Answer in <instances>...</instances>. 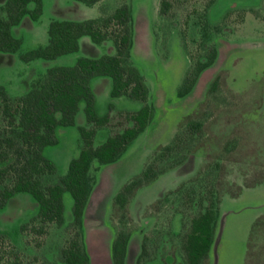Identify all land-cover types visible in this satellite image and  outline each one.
<instances>
[{"label": "rangeland", "instance_id": "rangeland-1", "mask_svg": "<svg viewBox=\"0 0 264 264\" xmlns=\"http://www.w3.org/2000/svg\"><path fill=\"white\" fill-rule=\"evenodd\" d=\"M126 2L139 40L147 33L154 39L153 51L135 52L134 61L155 111L145 131L118 161L93 163L82 230L91 264H112L111 245L119 229L129 232L126 264H186L184 234L191 219L213 198L218 199L219 218L206 264H264V0H167L162 15L160 0ZM121 3L102 0L100 7L114 11ZM80 4L81 15L100 8ZM44 8L42 25L49 19L50 3ZM42 25L37 32L23 30V26L15 29V35H21L18 56L40 43ZM210 46L217 50L215 60L198 75L191 91L179 96L186 71L197 60L206 59ZM23 64L0 66V84L12 96L21 94L20 81L30 77ZM111 98L100 103L96 99L98 114L114 113L103 127L107 133L128 125L120 112L130 111L114 107ZM128 102L131 110L142 106L137 100L129 98ZM189 116L202 124L201 134L194 138L197 149L183 163L137 189L125 208L114 205L122 185L143 170L160 146L172 141ZM4 123L0 117V128ZM74 145L73 137H61L57 146L45 147L49 149L43 153L55 163L57 172L44 176V184L66 173L69 159L76 155ZM171 161L160 156L157 163L163 167ZM235 184L241 191L232 196L238 191ZM64 204L68 221L62 227L51 224L44 235L20 232V224L37 212L29 194H17L0 209V231L16 246L21 264H64L59 249L74 236L68 192ZM143 243L146 249L138 263ZM0 256V264L16 260L6 241H0Z\"/></svg>", "mask_w": 264, "mask_h": 264}, {"label": "trees", "instance_id": "trees-1", "mask_svg": "<svg viewBox=\"0 0 264 264\" xmlns=\"http://www.w3.org/2000/svg\"><path fill=\"white\" fill-rule=\"evenodd\" d=\"M93 5L101 0H76ZM32 5V7H31ZM43 0H5L0 5V52L17 53L21 39L13 28L25 16L37 21L42 14ZM168 6L160 0L159 14ZM48 43L19 54L24 62L35 59H54L76 52L79 38L89 36L96 44L111 40L115 54L98 58L79 57L73 65L48 68L30 84L27 92L19 96L9 94L0 84V117L5 122L0 128V209L7 206L17 193H27L37 203V212L20 224L22 234L44 235L49 226L65 224L64 193L72 197V221L74 236L68 238L59 249V260L64 264H91L90 256L82 243L83 218L92 191L91 169L93 163H115L133 141L145 131L154 115V106L148 102V87L139 69L131 62L133 46V12L126 0L109 15L84 20H60L52 18L47 27ZM217 55L214 46L206 52L205 60H197L185 73L179 96H185L193 88L198 75L210 66ZM108 76L112 81L111 97L126 96L142 102L135 111L120 112L125 115V125L109 132L99 145L94 144L98 128L108 125L112 116L97 112L96 96L91 80ZM88 126H77L81 140L78 154L68 163L65 174L52 183L44 184L43 177L57 172L55 163L43 153L45 147L58 143L57 127L75 126L80 103ZM112 105H110V108ZM2 127V126H0ZM7 127V129L5 128ZM4 129V130H3ZM172 141L162 145L143 170L122 185L113 198V204L125 208L132 195L141 186L153 181L160 173L183 163L199 146L194 138L202 132V124L189 116L180 125ZM172 159L166 166H159L158 157ZM236 185V184H235ZM238 191L241 186L236 185ZM219 218L218 199L195 215L184 234L182 250L186 264H206L214 242ZM0 241L9 243L14 264H21L16 246L0 231ZM129 232L119 229L111 245L112 264H126ZM146 246L143 243L140 263ZM0 256V260H1ZM43 264H49L48 261Z\"/></svg>", "mask_w": 264, "mask_h": 264}, {"label": "crops", "instance_id": "crops-1", "mask_svg": "<svg viewBox=\"0 0 264 264\" xmlns=\"http://www.w3.org/2000/svg\"><path fill=\"white\" fill-rule=\"evenodd\" d=\"M101 1H99L93 5H90V6H95V7L99 8ZM4 2H5V0H0V5H2ZM47 3H50L51 12L49 13V17H48L49 19L46 21L45 25H42V23L40 24V17L41 16L39 17V19L37 21H33L28 16H25L22 19V21L20 22V24L13 28L14 35H15V29L17 27L23 26V30L29 28L33 32H35V31L37 32L38 27L42 25L43 31H41L42 36L40 38V43L38 42L34 46L35 47L45 46L48 43L47 27H48L49 21L52 18H56V19H60V20H76V21H79V20H84V19H88V18H100V17L106 16V15H109L113 12V11L106 12L100 7L98 11L92 10L91 14H89V15H81L79 12H81V9H82L81 8L82 6H80L81 5L80 3H82V2L79 3V1H76V0H43L42 14H43V10L45 9L44 7L46 6ZM83 4H85V3H83ZM85 5H87V4H85ZM88 6H83V7L88 8ZM31 7H32V5H31ZM88 9H90V8H88ZM153 21H154V17H152V19L149 21V23H151ZM46 25H47V27L45 28ZM20 33H21V31H20ZM15 36L20 38L21 35H15ZM153 40H154L153 37L150 36L149 33H147V35L144 37V40H141V41L139 40V38L136 34L135 25H134V16H133V46L131 49V62L133 63V65L136 66V63L134 61L135 60V56H134L135 52H137V51L142 52V50L144 49L146 51V53L150 54L153 51V47H154ZM35 47H33V48H35ZM115 52H116V50H115V47H114L111 40H104L102 43L96 44V43H93L91 41L89 36L83 35L79 38V49L76 52L63 54V55H60L54 59H49V60L35 59V60L29 61V62H24L25 64H23L21 61H19V56L16 53L0 52V66L6 67L9 64H19L20 63V65L23 64L26 67V70H30V72H31L30 77L25 78L24 81H20V82H22V85H20V87H19V90H21V94H19V95H22L28 91V89L30 88L31 82L33 80H35L37 77L43 75L48 68L53 67L52 64H54L55 62H59L58 64H56V66L73 65L76 62L77 58H79V57L98 58L104 54L113 55V54H115ZM20 53H22V52H20ZM33 66H34V68H33ZM36 66L39 67V69H36ZM6 87H8V86H6ZM91 88H92V90L96 96V99L99 103L103 100H106V99L108 100L109 97L111 98L110 92H111V88H112V81H111L110 77H108V76L94 77L91 80ZM19 95H15V96H19ZM109 100H111L114 107H117L118 109H121V110L122 109H126V110L130 109V111H135V110H131L134 108L130 106V104L128 102L129 98H127L125 96L112 97ZM83 107H84V103L81 102L80 107H79V111L77 112V115H76V125L75 126H73V127L59 126V127H57V130H56L57 137H58L57 145L59 144V140L61 137H68V138L73 137L74 142H75L74 153H73L74 155L78 154L80 147H81V140L77 134V126H88L86 119H85L84 112H83ZM101 112H103V111H101ZM104 113H107V112L104 111L102 114H104ZM113 114L114 113H111V112L109 113L110 116H112ZM108 134H109V132L108 133L104 132L103 127L98 128L96 131L95 137H94V143L96 140H98L100 143H102L105 140V138L108 136ZM57 145L55 144V146H57ZM47 149H49V148H45L44 151L46 152ZM68 158H71V156L69 155ZM17 194H19V193H17ZM17 194L14 195L9 201H11L13 198H15L17 196ZM35 205L37 207L36 202H35ZM65 221H68L67 216H66V207H65ZM215 242H216V232H215L213 245Z\"/></svg>", "mask_w": 264, "mask_h": 264}]
</instances>
